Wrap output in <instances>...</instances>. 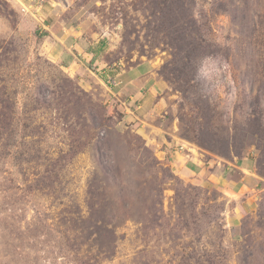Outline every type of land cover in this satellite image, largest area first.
Returning a JSON list of instances; mask_svg holds the SVG:
<instances>
[{"label":"rangeland","instance_id":"rangeland-1","mask_svg":"<svg viewBox=\"0 0 264 264\" xmlns=\"http://www.w3.org/2000/svg\"><path fill=\"white\" fill-rule=\"evenodd\" d=\"M258 165L264 0H0V264H264Z\"/></svg>","mask_w":264,"mask_h":264},{"label":"crops","instance_id":"crops-1","mask_svg":"<svg viewBox=\"0 0 264 264\" xmlns=\"http://www.w3.org/2000/svg\"><path fill=\"white\" fill-rule=\"evenodd\" d=\"M147 63H139L135 66H131L117 74V81L119 84L117 85V93L125 92V96L128 95L129 92H133L136 90V95L131 96L134 98L135 96L144 97L149 95L152 98V102H150V97L147 101H149V106L146 109L148 114H151L156 110L159 106V98L158 96L161 95V90L165 88V84L162 79L155 75L153 68ZM105 71H109L105 68ZM128 75V78L125 76ZM129 99V98H128ZM145 101V103L147 102ZM177 154L181 155L183 152L189 157L187 160H184V165L186 169H188L192 173H196L201 171L203 168V153L201 152H187L184 146H181ZM178 150V149H177ZM192 150V149H190ZM182 168V167H181ZM241 169H243L242 174L248 175L247 173H255V163L249 160L241 162ZM254 175V174H253ZM245 176V177H246Z\"/></svg>","mask_w":264,"mask_h":264},{"label":"trees","instance_id":"trees-1","mask_svg":"<svg viewBox=\"0 0 264 264\" xmlns=\"http://www.w3.org/2000/svg\"><path fill=\"white\" fill-rule=\"evenodd\" d=\"M259 162H260V160H259ZM259 168H260V165H258V169H257L258 170V173L261 174V175H264V172L262 170V167L260 169Z\"/></svg>","mask_w":264,"mask_h":264}]
</instances>
